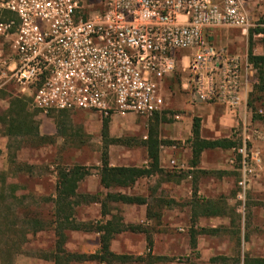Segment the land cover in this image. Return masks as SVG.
I'll return each instance as SVG.
<instances>
[{"label": "rangeland", "instance_id": "1", "mask_svg": "<svg viewBox=\"0 0 264 264\" xmlns=\"http://www.w3.org/2000/svg\"><path fill=\"white\" fill-rule=\"evenodd\" d=\"M246 1L252 25L245 33L238 27H224L225 35H222L230 37L229 42H226V38L223 41L229 47L224 44L223 48L230 55L238 52L237 57L242 62V74L247 81V85L242 87V100L236 108H227V111L224 105L212 102L198 103L206 106L201 109L191 105V72L187 68V58H182L171 78L166 80L164 106L161 110L149 116L128 114L109 118L111 137L133 139L132 145L110 144L111 163H146V148L140 141L147 137L150 125L157 124V133L161 140V165L164 171L173 174L170 180L152 175L140 179L131 188H125L126 193L148 196L149 208L160 213L158 219H147L145 205L107 202L111 213L120 217L121 222L142 224L152 240V246L148 248L146 232L125 230L114 235L110 242L112 251L133 256L151 253L167 258L156 260L153 264H242L245 254L264 257V123L255 117L257 114H264V91L254 90L253 86L257 82L256 70L247 61L249 31L257 26L264 27V23L260 22L264 19V0ZM83 3L86 6L85 11H89L99 8L101 0H83ZM263 37L262 33H253V53L264 54ZM184 52L178 56L187 54ZM8 91L17 94L14 87L8 88ZM8 91H0V115L8 107V97L5 94ZM35 109L30 102L29 110ZM69 117L67 133L58 135L53 117L40 114L37 110L34 119L39 133L48 137V142L44 143L20 138H11L8 143L0 120V171H8L12 175L11 180L21 185L19 194L29 195L27 200L31 202L30 209L36 211L44 220H49L52 212L49 199L55 193L56 167L73 164L87 166L90 174L80 183L79 192L99 191L96 166L100 164L103 144V117L85 111H69ZM193 117L200 118L201 127L203 123L207 126L213 124L220 131L211 133L204 126L201 133L203 137H231L238 141L236 147L245 144L247 163L252 165L253 171L246 172L244 186L238 183L244 173L233 148L206 149L201 154L199 164L196 167L191 166L189 138ZM232 123L231 129L226 131ZM251 154L257 159L256 162L250 160ZM10 155H14L16 162L24 165V171L15 172L16 165L10 162ZM172 160L175 162L172 163ZM211 170L225 172H207ZM194 187L196 194L193 193ZM194 196L199 201H214L224 209L223 215L198 217L196 226L218 227L219 230L215 234H199L195 250L189 244L193 209L191 201ZM155 197L174 199V202L171 206L159 205L152 199ZM75 209L78 220L96 221L101 218V206L98 202L82 204ZM2 238L0 235V243ZM54 242L55 236L51 228L29 234L22 251L14 256L12 264H53L51 260L34 255L39 250L50 251ZM64 247L72 252H94L99 248V233L68 230ZM219 255L227 257L226 261L211 260V257ZM68 264L101 263L70 261ZM102 264L145 263L110 260L109 263Z\"/></svg>", "mask_w": 264, "mask_h": 264}, {"label": "built area", "instance_id": "2", "mask_svg": "<svg viewBox=\"0 0 264 264\" xmlns=\"http://www.w3.org/2000/svg\"><path fill=\"white\" fill-rule=\"evenodd\" d=\"M85 8L83 0H0V91L14 87L44 114L149 116L164 106V79L187 58L193 101L240 104L242 62L215 44L213 31L245 33L246 0H101ZM232 148L244 186L253 167L245 144Z\"/></svg>", "mask_w": 264, "mask_h": 264}, {"label": "trees", "instance_id": "3", "mask_svg": "<svg viewBox=\"0 0 264 264\" xmlns=\"http://www.w3.org/2000/svg\"><path fill=\"white\" fill-rule=\"evenodd\" d=\"M260 22L264 23V19ZM253 33H262L264 27L257 26L249 31L247 46V61L256 70L257 82L253 88L255 91H264V54L253 53ZM264 41V37H263ZM8 97V107L0 115L4 128V135L11 138L37 140L41 143L48 142L46 135H40L38 125L34 119L37 109L30 111V99L23 95L5 92ZM48 115L53 117L56 133L65 135L69 129V111H51ZM264 123V114L255 115ZM158 119L157 116H155ZM160 119H158L159 121ZM164 120V119H163ZM156 120V123L158 122ZM102 148L100 152V164L96 166L100 185L103 188L132 187L136 180L141 177L159 175L162 179L170 180L172 173L166 172L160 166V144L161 140L157 133V124H151L148 135L140 141L146 148L148 162L142 166L111 165L109 162V145L120 143L132 145V138L111 137L109 134V118L103 117L101 123ZM191 150V166L196 167L201 154L206 149H229L236 147L238 141L231 137L208 139L201 136L200 118L193 117L191 136L189 138ZM239 158V156H238ZM237 158V159H238ZM10 162L16 165L15 172L24 171V165L16 162L14 155H10ZM223 173L225 171H207ZM90 174L89 168L84 165L73 164L72 166L56 167V186L54 196L51 197L52 212L49 220L41 218L36 211L30 209L31 202L27 200L29 195L20 193L22 188L17 182L12 181V175L8 171H0V235L3 236L0 243V264H12L14 256L22 251V246L27 241L29 234L51 228L54 232V247L50 251H37L34 256L51 260L53 264H68L70 261L84 262L96 261L97 263H109L110 260L144 262L153 264L156 260L167 259L164 256L148 255L133 256L125 253H114L110 250V241L115 234L125 230L148 232L142 224L121 222L120 217L112 214L107 202H121L125 204H145L146 217L158 219L160 213L149 208V199L140 195H129L121 192L107 191L103 197L98 194L79 193L77 187L79 182ZM193 193L196 194V187ZM195 197V196H194ZM159 205L171 206L174 199L161 197L152 198ZM93 202L100 203L101 218L96 221H83L76 218V207ZM192 221L189 227V244L195 250L197 247V236L199 234H215L218 227H198L196 221L199 216H219L224 214V209L214 201L193 198L191 201ZM107 217V218H105ZM94 231L99 233V248L95 252H72L65 249L66 231ZM148 248L152 246L149 233L146 234ZM227 257L219 255L211 257L212 261L225 262ZM239 260L237 259V262ZM242 264H264V257H256L245 254Z\"/></svg>", "mask_w": 264, "mask_h": 264}, {"label": "crops", "instance_id": "4", "mask_svg": "<svg viewBox=\"0 0 264 264\" xmlns=\"http://www.w3.org/2000/svg\"><path fill=\"white\" fill-rule=\"evenodd\" d=\"M224 27H222V28H217V29H215V35H214V42H215V44L218 46V47H223L224 46V44H225V42H223L224 41V39L226 38L227 40H226V42H229L230 41V37L228 36V37H225V36H223L222 37V35H225V32H224V29H223ZM223 29V30H222ZM243 33V32H242ZM226 46H228V43H226L225 44ZM229 47V46H228ZM237 54V55H236ZM232 55L233 56H239V54H238V52L237 53H232ZM169 78H171V75L170 76H168V77H166L165 79H164V81H163V85H162V94H163V97H164V87H165V85H166V80L167 79H169ZM198 103H200V102H196V101H193V99L191 100V98H190V104L191 105H196V106H198V108H205L206 106H203L202 104H198ZM208 104H210V103H208ZM200 105V106H199ZM226 110L228 111V109H227V107H226ZM78 111H83V110H78ZM85 112H91V113H94V114H97V115H99L98 113H96V112H93V111H85ZM40 114H43V115H46V114H44V113H42V112H40ZM48 115V114H47ZM130 115V114H129ZM113 117H116V116H113ZM226 117V116H225ZM204 126H205V128H206V131H208V132H214V133H218V132H220L219 131V129L217 128V127H215V125H213V124H211V125H209V126H207V124H205L204 125V123L202 124V127H201V133H203V128H204ZM233 126V123L231 124V125H229L228 126V128L226 129V131H229L230 129H231V127ZM220 130L221 131H223V129L222 128H220ZM228 133V132H227ZM228 135V134H227ZM202 136V135H201ZM203 137V136H202ZM204 138H208V139H214V138H217V136L215 137V136H213V135H210V136H206V137H204ZM110 146V145H109ZM203 153V152H202ZM160 166L162 167V165H161V161H162V157H161V153H160ZM191 158V157H190ZM175 161V160H174ZM100 162V161H99ZM110 162V161H109ZM144 162H146V163H144V164H142V165H145V164H147V162H148V158L146 157V159L144 160ZM110 164L111 165H116V164H113V163H111L110 162ZM118 165H123V164H118ZM142 165H132V166H142ZM156 175V174H155ZM87 176H89V175H87ZM86 176V177H87ZM152 176V175H151ZM156 176H158V175H156ZM85 177V178H86ZM85 178H83L80 182H79V184H78V187H77V192H79V186H80V183L85 179ZM142 178H148V177H141V178H139V179H137L136 180V182L135 183H137L140 179H142ZM98 185H99V191H97V192H85V193H90V194H98V196H104V194L107 192V191H113V192H121V193H125V194H129V195H139V194H130V193H126V191H125V188H131V187H116V188H109V189H106V188H103L101 185H100V182H99V177H98ZM134 186V185H133ZM79 193H82V192H79ZM140 196H143V195H140ZM144 197H147V198H149L148 196H144ZM94 203V202H93ZM134 205H145V204H134ZM78 207V206H77ZM145 209H146V205H145ZM113 239V238H112ZM111 239V240H112ZM111 242V241H110ZM99 246H100V244H99ZM110 250H111V248H110ZM96 251V250H95ZM94 251V252H95ZM112 251V250H111ZM114 252V251H113ZM90 253V252H89ZM114 253H116V252H114ZM126 254V253H125ZM96 262V261H95ZM102 264V263H101Z\"/></svg>", "mask_w": 264, "mask_h": 264}]
</instances>
